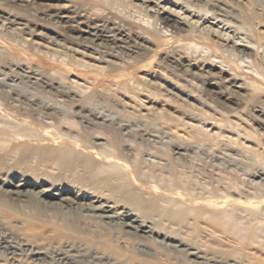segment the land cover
Returning a JSON list of instances; mask_svg holds the SVG:
<instances>
[{"label": "rangeland", "instance_id": "374dc122", "mask_svg": "<svg viewBox=\"0 0 264 264\" xmlns=\"http://www.w3.org/2000/svg\"><path fill=\"white\" fill-rule=\"evenodd\" d=\"M129 1L152 14L151 23L172 13L189 31L190 19L198 23L197 35L205 30L215 41L233 40L234 29L216 21L208 23L205 16L199 21V14L181 10L175 0ZM239 1L247 4V0ZM68 3L0 0V14H10L17 24L0 29V264H264V126L254 122L249 112L264 96L244 103L230 99L225 102L227 107L220 106L187 88L170 68L160 64L165 50L156 57L151 54L131 79L137 89H152V102H146L143 95L134 99L121 91L132 100L117 95L118 102L90 103L81 94L82 85L92 82L82 63H98L79 54L83 47L78 39L56 37L54 32L65 29L46 26L41 18L42 13H55ZM40 22L42 26H38ZM257 23L252 22L251 28L264 36V18ZM238 34L240 40L233 41L247 44ZM54 55H69V65L55 63ZM259 55L264 56L263 50ZM29 72L47 84L42 87L41 82L29 79ZM104 79L95 94L106 95L114 85ZM105 119L126 125L128 131L117 124L108 126ZM171 129L180 132L171 134ZM46 132L56 138L63 133L64 138L75 137L81 145L114 155L119 167L125 164L129 169L123 172L117 167L113 177L104 166L97 172L98 178L94 169L86 173L78 164L73 173L54 170L55 157L34 150L48 146L40 142ZM177 147L182 149L180 153ZM17 174L28 175L42 189H95L141 213L158 233L146 243L88 217L62 216L54 210L57 205L37 201L27 209L12 205L3 194L11 190L9 182L17 180ZM99 177L108 181L102 183ZM209 199L228 201L224 231L212 229V209L205 204ZM235 199L241 203L231 204ZM46 202L56 200L46 197ZM189 247L208 260L187 261Z\"/></svg>", "mask_w": 264, "mask_h": 264}, {"label": "bare ground", "instance_id": "6f19581e", "mask_svg": "<svg viewBox=\"0 0 264 264\" xmlns=\"http://www.w3.org/2000/svg\"><path fill=\"white\" fill-rule=\"evenodd\" d=\"M69 2L68 6L60 5L55 13L51 14L48 11V13H42L41 18L46 26L56 24L60 29H65L54 32L56 37L70 40L78 39L81 42V47H83V52H79V54L84 59H91L98 63V66L87 64V62L82 63V67L86 70L85 75L92 82L87 81L82 85L81 94L90 103L118 102L121 99L117 95L123 100L124 98L132 100L131 97L124 95L121 91L131 93L134 99L143 95L145 101L152 102V89H137L131 83V79L133 74L141 71L147 64L151 54L156 57L165 50H167V54H165V58L161 59L160 64L164 63L170 68L175 76L185 82L187 88L199 91L206 95L210 101L212 100L220 106L227 107L225 102L230 101V99H237L244 103L253 98L260 99L261 95L264 96V56L259 57L260 51L263 50L264 52V36L260 32H254L250 26L252 22L258 24L257 21L261 17L264 18V0H247V4L241 3L239 0H175L174 2V5L180 4L181 10H186L193 16L199 14V21L205 16L209 19L205 20L208 23L216 21L228 26V30L234 29L233 40L236 38L240 40L236 37L240 33L243 37L241 42L247 43L243 45L224 38L223 41L220 39L215 41L205 30L197 35L196 33L199 31H195L198 23H191L188 16L186 18L190 19L187 23L192 28L191 31H189L186 23L178 21L172 13L159 16L151 23L154 16L139 10L129 0H69ZM8 25L16 26L17 24H14V19L10 14L2 12L0 14V29L2 27L7 28ZM24 25L27 27L26 24ZM42 25L41 22L38 23V26ZM9 29L11 28L9 27ZM65 31L68 33L67 36ZM68 56L54 55L51 57H54L55 63L68 66L70 63L66 58ZM28 74L29 79L35 82L42 81L37 74L32 72ZM240 74H244L245 77ZM104 78H108V82L114 85L108 89L106 95H97L94 90L101 87L105 81ZM46 84V82H41L42 87ZM116 86L118 87L116 88ZM208 86L213 88L212 91L206 89ZM145 90H149L147 94H143ZM254 106L256 109L249 110L253 121L264 126V101ZM104 122L108 123V126L117 124L128 131L126 125L111 123L108 119H105ZM214 127L220 129L217 123L214 124ZM173 130H170L171 134L180 132L176 130L173 132ZM63 135L65 134L63 133L56 138V136L46 132L45 138L41 139L40 142H43V146H48L34 149L37 154L42 153L43 155L45 152L44 154L47 156L55 157L51 165L54 170L73 173L78 164V167L86 173L94 169L93 175L97 177V172L104 166L106 168L103 170L110 176H113L117 171V167L122 168V170L126 168L125 164H121L120 167L116 164L117 162L113 159L114 155L101 153L99 150H95L94 146L81 145L75 137L64 138ZM23 139L25 138L17 140L24 141ZM32 148L31 150H33ZM176 149L178 153L182 150L178 147ZM31 150H27L28 153ZM64 160L67 162L71 160L74 164L66 163ZM112 171H114L113 174ZM262 174L259 172V176ZM121 175L119 174V176ZM125 175L128 174L125 173ZM14 177L17 180L9 182L11 190L6 189L5 194H3L5 200L12 205L26 207V209L31 208L27 206L31 205L33 201H37L39 205L44 203L45 206L50 207L57 205L54 210L59 211L62 216L67 213L76 214L84 219L88 217L98 221L103 226L120 228L122 234L146 243L154 234L158 233L155 225L141 213L123 206L119 201L101 195L95 189L81 187L77 190H67L66 186L61 189L53 187L42 189L41 185L34 182L28 175L19 177L17 174ZM99 178L102 183L108 181L107 178ZM117 179L122 180L120 177ZM46 197L55 199L56 203L46 202ZM228 198L226 196V199ZM231 201L233 205L241 203L238 199ZM227 203L228 201L225 200L212 199L205 203L209 207H207L209 211L212 209L210 211L212 218L210 219L214 231H224V227H227V224L224 223L228 220V214L225 210ZM46 209L48 211L49 208ZM165 239L170 240L171 238L166 236ZM11 248L16 247L11 246ZM188 251L189 253L185 256L187 261L198 262L201 260L204 263L208 260L201 255L198 249L189 247ZM223 264H237V262L226 261Z\"/></svg>", "mask_w": 264, "mask_h": 264}]
</instances>
